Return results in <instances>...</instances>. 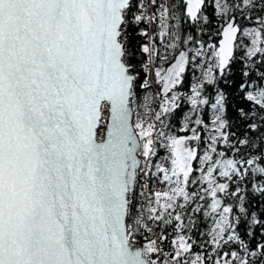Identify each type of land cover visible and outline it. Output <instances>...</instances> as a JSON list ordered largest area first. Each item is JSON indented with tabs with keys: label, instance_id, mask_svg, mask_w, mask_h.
Wrapping results in <instances>:
<instances>
[{
	"label": "snow or ice",
	"instance_id": "snow-or-ice-1",
	"mask_svg": "<svg viewBox=\"0 0 264 264\" xmlns=\"http://www.w3.org/2000/svg\"><path fill=\"white\" fill-rule=\"evenodd\" d=\"M158 142L172 186L145 205ZM0 264H264V0H0Z\"/></svg>",
	"mask_w": 264,
	"mask_h": 264
},
{
	"label": "trees",
	"instance_id": "trees-1",
	"mask_svg": "<svg viewBox=\"0 0 264 264\" xmlns=\"http://www.w3.org/2000/svg\"><path fill=\"white\" fill-rule=\"evenodd\" d=\"M177 3V0H176ZM209 13L211 12V8L208 9ZM247 26H253V25H247ZM155 27V26H154ZM215 31V29H213ZM213 42L217 43L218 45V36L213 37ZM157 45L159 47L161 56L163 55V45L164 42H162L159 38L157 40ZM243 53L242 48H238L236 50V56L239 58ZM172 61V60H171ZM169 61V62H171ZM169 62L167 63H159L158 66L162 68H167L169 66ZM199 61L196 62V64L189 63L187 66V70L184 73V79L183 83L178 87V91L182 93V99L180 100V109L177 110L175 113H173L171 116L165 115L163 118L165 120V123L168 125L167 128H165V131L170 134V135H176V136H181L185 135V133L180 131V128L182 127V122H183V115L182 114H187L188 112L191 111V106L187 100V97L191 95V85L193 82V77L196 73H198V66ZM155 84V83H154ZM156 88L158 89L160 93L159 99H156L155 102H152L153 100H150V106L153 103V110L154 113L156 111H160V104L163 103V98H162V87L160 85L155 84ZM154 87L151 86L149 90L144 92L142 95H150L153 97L154 95ZM142 97L138 98L137 103L140 104L142 102ZM210 116H211V111L210 109H205V119L208 121L209 126H211L210 123ZM193 147L198 148V158L201 155H204L206 148H207V132L202 133V140L201 142L197 145L195 142L192 143ZM218 151H226L222 146L218 149ZM169 152V149L166 147L162 146V143L158 142L157 147H156V154L151 158L150 161V166L146 171V176L142 177L141 172L139 173V176L137 178V185H136V191H137V199L140 200L142 203L145 205L147 204V201L149 197L156 192V185L164 180L163 179V173L158 171V167H161V161L165 158L167 153ZM194 168L197 169L199 163L196 161H193ZM162 168V167H161ZM200 173L199 171L193 173V176L199 177ZM200 185L197 184L194 187L190 186L189 190H195L199 188ZM143 192V197L139 196V193ZM212 224L211 219L203 220L201 218V223L200 227L201 230H207L208 227H210Z\"/></svg>",
	"mask_w": 264,
	"mask_h": 264
},
{
	"label": "rangeland",
	"instance_id": "rangeland-1",
	"mask_svg": "<svg viewBox=\"0 0 264 264\" xmlns=\"http://www.w3.org/2000/svg\"><path fill=\"white\" fill-rule=\"evenodd\" d=\"M177 2H178V0H177ZM145 3H147V0H145ZM158 3H167V4H169V5H171V4H173V3H176V0L173 2L172 0H158ZM150 10H153V9H150ZM241 41L243 42V43H245V44H247L248 43V38L247 37H241ZM162 42H164V45H163V55L162 56H164V55H167L168 56V58H169V61H171L172 60V53H171V50L170 49H168L167 47H166V45L169 43V41L167 40V38H164L163 40H162ZM168 61V62H169ZM164 63H167V62H164ZM163 63V64H164ZM200 75H201V69L198 67V73H196L195 75H194V77H193V82H192V84H194V83H196V82H198V78L200 77ZM154 83V82H153ZM158 93V96L160 95L159 94V92H157ZM191 95H192V93H191ZM155 96V95H154ZM154 98V97H153ZM153 100V99H152ZM143 100H142V102L140 103V104H138L137 103V111L138 112H140L141 113V115L143 116V114H144V112H145V109H144V107H143ZM149 106H150V101H149ZM150 108H151V106H150ZM189 113V112H188ZM107 116V113H105V117ZM134 120H135V117H134ZM159 125H160V123H159ZM160 127H161V125H160ZM156 147H157V145H156ZM168 149V148H167ZM171 157H172V153H171V150L169 149V152L167 153V155L165 156V158L161 161V167L162 168H171L172 167V165H171ZM203 157H204V155H201L198 159H197V163H199V165H198V167H197V169H199L200 167H201V164H200V160L201 159H203ZM150 161H151V159L150 160H148L146 163H147V167L145 168L144 167V165H143V170H144V173H145V176H146V171H147V169L149 168V164H150ZM192 165H193V162H192ZM193 167H194V165H193ZM139 176V175H138ZM200 176V175H199ZM172 185L168 182V181H164V180H162V181H160L157 185H156V192H164V191H167V190H169V188L171 187Z\"/></svg>",
	"mask_w": 264,
	"mask_h": 264
},
{
	"label": "built area",
	"instance_id": "built-area-1",
	"mask_svg": "<svg viewBox=\"0 0 264 264\" xmlns=\"http://www.w3.org/2000/svg\"><path fill=\"white\" fill-rule=\"evenodd\" d=\"M152 87H154V95H153V101L152 102H155V100L156 99H159V97H160V95L158 96V93L157 92H159L158 91V89L156 88V86H155V84L154 83H152ZM160 94V93H159ZM151 109H152V111H153V116H152V119H154V110H153V103H152V105H151ZM157 123V129H159L160 128V125H159V122H156ZM143 160H144V158H143ZM142 167H143V165H142ZM141 167V170L139 171V173L141 172V174H142V177H145V173H144V170H143V168Z\"/></svg>",
	"mask_w": 264,
	"mask_h": 264
},
{
	"label": "water",
	"instance_id": "water-1",
	"mask_svg": "<svg viewBox=\"0 0 264 264\" xmlns=\"http://www.w3.org/2000/svg\"><path fill=\"white\" fill-rule=\"evenodd\" d=\"M219 39L220 37H218V44H219ZM107 117V116H106ZM134 119V118H133ZM141 159L143 160V157H141ZM142 167V166H141ZM140 171V170H139ZM138 175H139V172H138ZM138 178V177H137Z\"/></svg>",
	"mask_w": 264,
	"mask_h": 264
},
{
	"label": "flooded vegetation",
	"instance_id": "flooded-vegetation-1",
	"mask_svg": "<svg viewBox=\"0 0 264 264\" xmlns=\"http://www.w3.org/2000/svg\"><path fill=\"white\" fill-rule=\"evenodd\" d=\"M173 2L175 1V0H172ZM172 53V52H171ZM178 54V53H177Z\"/></svg>",
	"mask_w": 264,
	"mask_h": 264
}]
</instances>
